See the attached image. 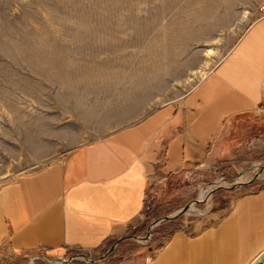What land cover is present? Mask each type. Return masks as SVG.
<instances>
[{
  "label": "rangeland",
  "instance_id": "374dc122",
  "mask_svg": "<svg viewBox=\"0 0 264 264\" xmlns=\"http://www.w3.org/2000/svg\"><path fill=\"white\" fill-rule=\"evenodd\" d=\"M262 1L0 0V187L182 102L256 20ZM258 116L230 125L217 162L152 182L149 224L204 201L154 230L175 223L195 232L264 187L262 172L255 183L230 189L264 166V114ZM221 185L227 189L210 198ZM136 245L125 241L97 264H138ZM109 248L86 255L97 259ZM77 254L85 253L33 254L19 264H64ZM253 264H264V253Z\"/></svg>",
  "mask_w": 264,
  "mask_h": 264
},
{
  "label": "crops",
  "instance_id": "0c3cea01",
  "mask_svg": "<svg viewBox=\"0 0 264 264\" xmlns=\"http://www.w3.org/2000/svg\"><path fill=\"white\" fill-rule=\"evenodd\" d=\"M263 105L264 0L256 20L182 102L160 106L0 187V264L33 254L95 253L133 234L154 180L220 160L230 125L259 117ZM263 253L261 187L210 225L174 233L158 254L146 250L138 264H253Z\"/></svg>",
  "mask_w": 264,
  "mask_h": 264
},
{
  "label": "water",
  "instance_id": "95a60500",
  "mask_svg": "<svg viewBox=\"0 0 264 264\" xmlns=\"http://www.w3.org/2000/svg\"><path fill=\"white\" fill-rule=\"evenodd\" d=\"M262 172H264V166L257 169V173L255 174V176L252 180L247 181V182H235L236 184L234 186H232L230 189L234 190V189H238V188H241L244 186H249V185L255 183L256 181H258L260 179V175L262 174ZM221 189H227V188L225 186H222V185L219 187H216L215 189H213L211 191L210 198L213 197L214 194L218 190H221ZM203 202H204L203 200L198 198V199L194 200L193 202H191L190 204H188L185 208H183L176 215L153 220L147 228L146 236L127 235V236H124L122 238H119L116 242H114L111 245V247L102 256H100L97 259H91L90 256H88L86 254H77V255L71 256L68 260H60V262L64 263V264H73V262L76 260H83L86 264H97V263L103 261L104 259H106L112 253H114L117 250V248L125 241L132 240V241H136L138 243H149V242H151V240L153 238L154 228L156 226H158L159 224L164 223V222H171V221H175V220L179 219L181 216H184L185 214H187V212L191 208H193L194 205L201 204Z\"/></svg>",
  "mask_w": 264,
  "mask_h": 264
},
{
  "label": "trees",
  "instance_id": "16d2710c",
  "mask_svg": "<svg viewBox=\"0 0 264 264\" xmlns=\"http://www.w3.org/2000/svg\"><path fill=\"white\" fill-rule=\"evenodd\" d=\"M149 209L150 208L147 207V211L144 212L146 219L143 220L141 228H139V230L137 231H134L133 235L141 236L143 234H146L149 222L153 218L149 213ZM155 217H157V215ZM179 231H182L181 226L175 223H169L167 224V226H159V228L154 230V235L151 242L147 243L145 246H136L138 250V257H141L146 250L150 251L153 256L158 254L164 249L165 245L168 243L173 234ZM160 239H164L165 241L162 242L160 241ZM113 243V241L107 242L105 246L107 245V248H109ZM77 252L79 253V251Z\"/></svg>",
  "mask_w": 264,
  "mask_h": 264
},
{
  "label": "built area",
  "instance_id": "2783aa9c",
  "mask_svg": "<svg viewBox=\"0 0 264 264\" xmlns=\"http://www.w3.org/2000/svg\"><path fill=\"white\" fill-rule=\"evenodd\" d=\"M256 114L257 115H263L264 114V105L260 106L259 108L256 109Z\"/></svg>",
  "mask_w": 264,
  "mask_h": 264
}]
</instances>
